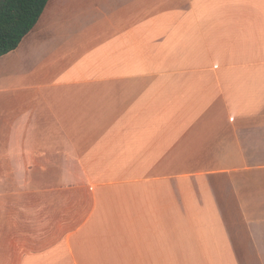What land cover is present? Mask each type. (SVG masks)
Wrapping results in <instances>:
<instances>
[{
    "label": "crops",
    "instance_id": "0c3cea01",
    "mask_svg": "<svg viewBox=\"0 0 264 264\" xmlns=\"http://www.w3.org/2000/svg\"><path fill=\"white\" fill-rule=\"evenodd\" d=\"M0 178L35 228L0 264H264V0H48L0 56Z\"/></svg>",
    "mask_w": 264,
    "mask_h": 264
},
{
    "label": "trees",
    "instance_id": "16d2710c",
    "mask_svg": "<svg viewBox=\"0 0 264 264\" xmlns=\"http://www.w3.org/2000/svg\"><path fill=\"white\" fill-rule=\"evenodd\" d=\"M48 0H0V56L14 50L38 21Z\"/></svg>",
    "mask_w": 264,
    "mask_h": 264
},
{
    "label": "rangeland",
    "instance_id": "374dc122",
    "mask_svg": "<svg viewBox=\"0 0 264 264\" xmlns=\"http://www.w3.org/2000/svg\"><path fill=\"white\" fill-rule=\"evenodd\" d=\"M23 180L24 179L0 178V189L1 191H4L6 193L3 195H0V205L4 206V209L1 208L2 210H0V234L2 236L8 235L10 232L16 233V234H23L26 232L32 233L35 230L34 227L32 228V227H28L27 225H24L25 223L22 221V219H24V215H23L24 211L22 210L20 211L21 214L16 215V218H17L16 223H12L9 221V210L7 208V205L9 204V201H10V195L8 194L9 190L13 186L15 187L20 184L22 185ZM12 197H14V195H12ZM18 245L25 247V245H28V243L19 242ZM7 246H9L8 241L2 242V247H4L5 251L8 250Z\"/></svg>",
    "mask_w": 264,
    "mask_h": 264
}]
</instances>
